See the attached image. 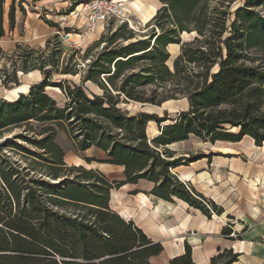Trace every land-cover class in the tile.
<instances>
[{
  "label": "trees",
  "instance_id": "16d2710c",
  "mask_svg": "<svg viewBox=\"0 0 264 264\" xmlns=\"http://www.w3.org/2000/svg\"><path fill=\"white\" fill-rule=\"evenodd\" d=\"M159 1L163 7L151 20L158 33L153 30L149 38L135 40L136 32L123 24L103 39L102 52L83 77V82L100 87L102 96L90 97L77 87L68 93L69 102L59 107L45 92L51 76H77L79 71L34 62L35 51L20 46L18 61L11 57L12 64L0 68L5 87L18 83V72L40 70L46 79L30 87L29 94L1 104L0 130H13L32 120L49 122L67 132L79 151L95 147L107 155L100 163L125 169L124 181H111L98 170L70 167L55 141L53 126L44 129L41 138L27 133L6 139L3 147L33 157L24 166L0 155V264H151L164 251L162 243L110 206L112 190L140 180L155 184L152 195L171 203L184 201L208 220L214 213L218 217L224 213L172 173L185 158H175L168 147L192 135L213 144L238 143L246 136L258 147L264 144V15L260 12L264 0H245L234 11L236 0H221L217 6L211 5L212 0ZM15 14L14 0L11 30ZM3 18L4 0H0V38L5 36ZM185 33L196 36L184 42ZM172 45L180 46V54L170 66ZM143 88H153V94L147 97L139 91ZM180 99L188 101L189 110L170 124L168 111L163 117L147 112L130 115L119 107L123 100L161 106ZM150 123L160 131L153 139L147 134ZM232 227L223 228L221 235L235 241ZM240 256L232 248H219L210 264H235ZM169 264H196L192 247L185 244V253Z\"/></svg>",
  "mask_w": 264,
  "mask_h": 264
},
{
  "label": "rangeland",
  "instance_id": "374dc122",
  "mask_svg": "<svg viewBox=\"0 0 264 264\" xmlns=\"http://www.w3.org/2000/svg\"><path fill=\"white\" fill-rule=\"evenodd\" d=\"M13 1L14 0H4V8L6 7L7 10H10ZM72 1L74 2H72L71 7H68L69 10L66 13L61 14L60 12V15L62 16L61 20L64 19L67 13L76 8L80 2L88 0ZM141 1L145 4L144 0H128V13L124 19L109 20L105 24V30L97 28L89 38L83 39L80 36L76 37V35H80V31L77 29L73 30L71 24L66 25L63 20L57 21L58 19L55 18V15L53 14L54 12L51 11L52 6L56 2L62 3L61 0H15L16 13H19L20 16L17 20L15 14L14 28L11 30L9 24V26H7V31H5V36L0 38V47L3 49L4 55V58L0 59V68L3 66H10L12 64V58L14 61H18L17 57L19 54V49H17V47L20 46L24 51H35L36 54L31 59L34 62L38 63L39 61H44L47 62L46 66L54 64L60 69L75 68L79 71L77 76L61 75L59 73H53L51 76L50 86L45 89V92L50 98L56 101L59 107L63 108L69 102L68 93H70V91H74L77 87H83L90 97H92L94 94L102 96L103 90L92 82H83V77L85 76L88 66L91 64V62L102 52L105 46V44L102 43L103 39H109L111 34L123 26V24L128 25V31L133 30L136 32L135 40L149 38L153 30L158 33V30L153 28L154 22L151 21L153 15L148 16V21L146 24L143 23V17L147 15L148 12H150V9H145ZM244 1L245 0H236L231 7V11L243 6ZM221 2V0H212L211 5L217 6ZM21 7L24 8L25 14L21 11ZM158 7L160 9L163 7V4L158 3ZM59 10L63 11L64 9ZM260 12L264 15L263 9H260ZM23 15L26 17L27 22L23 21ZM128 21H130L131 24H129ZM78 25L81 26V24ZM131 26H133L134 29H132ZM67 30H69L70 33H67ZM67 35H69V37H67ZM195 36V34H184L182 36V40L184 42L192 41ZM174 46L175 45L168 48L172 60L169 62L170 66H172L173 60L180 54V46ZM48 73L49 71L46 72V74ZM17 81V84L13 83L8 87H5L0 83V106L3 102H14L18 100L21 95L29 94L30 87L42 85L46 79L43 76L42 71L35 70L27 74L18 72ZM60 84L62 85V88H60ZM117 84H120V81H118ZM17 85L21 86L16 87ZM153 90V88L139 89V91L147 97H150L153 94ZM26 99L30 100L31 96ZM119 107L123 111L128 112L130 115H135L139 112H147L163 117L164 112L168 111V124H170L179 117L180 113L189 110V103L185 99H180L171 100L162 104L161 106H158L148 103L141 104L134 101L125 103L123 100L119 104ZM232 108V106L226 107L228 110H231ZM51 126L56 128L55 141L64 150L65 161L68 162V165L70 164L69 162L71 158L75 159L76 157H80V159H82V164L87 169L92 167V169L96 168L94 170L101 172L99 168H101V165L103 166V164L100 163V161L107 159V155L105 153L99 151L95 147H92L86 152L79 151L77 145L67 132L57 128V126L49 122L42 123L32 120L30 123L21 125V127L13 130L6 128L0 130V155L9 158L12 162L18 161L24 166L29 165L33 156L27 154L28 157L24 158L20 151L10 147H3L5 140L15 137L18 134L26 135L27 133H29V137L31 138L33 136L41 138L43 137L41 136V132L46 128H50ZM226 128L229 130L230 126H227ZM25 130L28 132H24ZM189 139L190 141L187 143H183L178 147H174L177 150L174 152L175 158L187 159V165H189L188 163L190 161L194 160L195 162L192 169H186L183 167L181 171H187V174H192L191 176L197 177L195 182L199 189L208 192V195L211 193L212 196H217V199L220 197V190L216 188L220 185V171H222V173L228 172L229 179L224 181L225 184H227V189L225 188L222 192L224 198L227 197V200H225L224 204L231 206V212L236 214L237 218H243L248 223H251L252 221L250 219L247 220V218H253L254 221L259 219V217H262L264 215V149L262 150L263 152L258 150L257 159L254 161L256 170H260L259 173L257 172V176L254 178L235 177L231 175L230 172L233 169H236V166H233V163L231 164V162H235L232 159L233 155L231 153H225L230 149L224 147L233 148V150L238 151L240 150V146H231L227 144V142L222 141H218L213 144L209 141H203L201 138H198L194 135L190 136ZM17 142L18 144H21L32 151L40 152L21 139H17ZM88 158L97 161L88 163L86 161ZM222 158L227 159V162L229 163L228 167H220L219 162ZM203 165L204 167L202 168ZM69 166L72 167L74 165ZM178 172H180V170L178 171L175 168L172 169L173 174H179ZM108 179L114 181L111 176H109ZM254 184L257 185L253 186ZM194 190L196 191V189ZM226 190L228 191V195L225 196ZM113 195H117V198H115L113 202L120 200V194L114 193ZM208 199L209 198H207V200ZM233 199L235 200V203L232 202L234 201ZM216 202L215 203L224 210V213L220 217L214 213L212 219L210 221H206L205 223H203L201 213H199L196 219H194L196 227L199 230H206L207 226L208 228L209 226H212V229L219 227L223 229L230 226V224L233 225L237 221L235 216L227 213V210L223 208L219 200ZM254 211L259 212V217L254 214ZM232 236H234L236 239L235 241L238 240L237 238H239L240 241L242 240V238L238 235L234 234ZM249 260H244L242 264H253ZM153 264H165L164 257L162 256L154 259ZM254 264H261V262L259 261Z\"/></svg>",
  "mask_w": 264,
  "mask_h": 264
},
{
  "label": "crops",
  "instance_id": "0c3cea01",
  "mask_svg": "<svg viewBox=\"0 0 264 264\" xmlns=\"http://www.w3.org/2000/svg\"><path fill=\"white\" fill-rule=\"evenodd\" d=\"M61 1L62 3L56 2L51 8V11L54 12L53 14L55 15V18L58 19L57 21H61L62 16L60 15V12L61 14L66 13L69 10L68 7H71L72 2H74L72 0ZM144 1L145 4L142 1L141 3L145 9L155 7L158 10V3L162 4L159 0ZM59 9L64 10L60 11ZM9 12L10 10H7L5 7L3 18L5 31H7V26L10 24ZM19 16V13H16L17 20ZM23 21L27 22L25 16L23 17ZM147 130V134L150 139L158 136L159 134L158 126L155 123H150ZM188 141H190V139L174 143L168 148L171 151L176 152L177 150L174 147H178ZM227 144L231 146H240V150L238 151L233 150V148L224 147L230 149L225 153H231L233 155L232 159L235 161L231 162V164L233 163V166H236V169L230 171L231 175L235 177L248 178H254L257 176L260 170H256L254 161L257 159L258 150L262 151L264 149V144L260 147L256 146L255 141L249 136L244 137L241 142H227ZM99 151L103 152L102 150ZM66 163L68 164V162ZM69 163V165L84 166L80 157H76L75 159L71 158ZM102 164L103 166L101 165L99 170L106 175L107 178L111 176L114 181L125 180L124 167L104 163ZM188 164L189 165H187V159H185L181 165L175 168L178 171L180 170V172H178L179 174L174 173L177 178L182 183L186 184L188 188L192 187L196 189L198 193L203 194L205 197L212 199L215 202L219 200L223 208L227 210V213H230V215L237 218V215L231 212V206L224 204L227 197L224 198V195L222 194L223 190L225 188L227 189V184H225L224 181L229 179L228 172L222 173V171H220V185L216 187L220 190V197L217 199V196L214 197L211 193L208 195V192L199 189L195 182L197 177L191 176L192 174H187V171H181L183 167L186 169H192L195 162H189ZM219 165L220 167H228L229 163L227 162V159L222 158ZM203 167L204 165L202 168ZM90 169H92V167ZM255 185L257 184H254L253 186ZM154 187L155 184L147 180H140L137 184H127L119 190H112L110 201L111 208L124 220L133 221L136 226L148 235L149 238L155 242L162 243L164 251L161 255L152 258L151 264H153L154 259L162 256L164 257L165 264H169L170 260L185 253L186 243L192 247L193 259L196 264H210L211 258L217 254L219 248L222 250L232 248L236 253H240L241 256L239 258V262L235 264H242L244 260L248 261L249 259V261L253 264L259 261L261 264H264V215L259 217V212L254 211V214L257 215L259 219L253 221V218H247V220L250 219L252 221H250L251 223L246 222L243 218H237V221L233 224L232 230L235 235L240 236L242 240L231 241L221 235V227L212 229V226H209V228L207 226L206 230H199L196 227L194 220L199 214L196 212L197 210L179 199H174V202L171 203L152 195L151 192ZM135 191L139 193L132 194ZM225 192V196L228 195V191L226 190ZM114 193L121 195L120 200L117 202H113L112 196ZM232 202L235 203V200ZM207 221L210 220L207 219ZM205 222L206 221L203 223Z\"/></svg>",
  "mask_w": 264,
  "mask_h": 264
},
{
  "label": "built area",
  "instance_id": "2783aa9c",
  "mask_svg": "<svg viewBox=\"0 0 264 264\" xmlns=\"http://www.w3.org/2000/svg\"><path fill=\"white\" fill-rule=\"evenodd\" d=\"M128 6V0H88L80 2L62 20L66 25L71 24L73 30L80 31V35L76 36L85 39L89 38L97 28L105 30L107 21L124 19L128 13ZM128 23L131 24L130 21ZM131 27L134 29L133 26Z\"/></svg>",
  "mask_w": 264,
  "mask_h": 264
},
{
  "label": "bare ground",
  "instance_id": "6f19581e",
  "mask_svg": "<svg viewBox=\"0 0 264 264\" xmlns=\"http://www.w3.org/2000/svg\"><path fill=\"white\" fill-rule=\"evenodd\" d=\"M150 9V12H148L147 13V15H145L144 17H143V23H145L146 24V22L148 21V16H150V15H155L157 12H158V10L155 8V7H151V8H149ZM186 34V33H185ZM77 37V36H76ZM173 46V45H172ZM174 47H179L178 45H175ZM167 123H165L164 125H166ZM147 132H148V130H147ZM149 133H150V131H149ZM115 198H117V195H113V200L115 199ZM197 213H200L199 211H196ZM201 218H202V221L204 222V221H207V218L205 217V216H203L202 214H201Z\"/></svg>",
  "mask_w": 264,
  "mask_h": 264
},
{
  "label": "water",
  "instance_id": "95a60500",
  "mask_svg": "<svg viewBox=\"0 0 264 264\" xmlns=\"http://www.w3.org/2000/svg\"><path fill=\"white\" fill-rule=\"evenodd\" d=\"M167 125V124H166ZM165 126V125H162V127ZM160 132V131H159ZM149 137V136H148ZM153 139V138H152Z\"/></svg>",
  "mask_w": 264,
  "mask_h": 264
}]
</instances>
